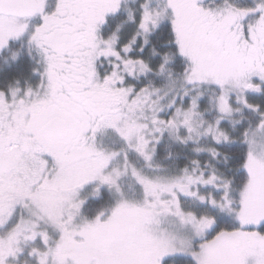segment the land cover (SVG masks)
I'll return each mask as SVG.
<instances>
[{
  "label": "snow or ice",
  "instance_id": "obj_1",
  "mask_svg": "<svg viewBox=\"0 0 264 264\" xmlns=\"http://www.w3.org/2000/svg\"><path fill=\"white\" fill-rule=\"evenodd\" d=\"M0 264H264V0H0Z\"/></svg>",
  "mask_w": 264,
  "mask_h": 264
}]
</instances>
